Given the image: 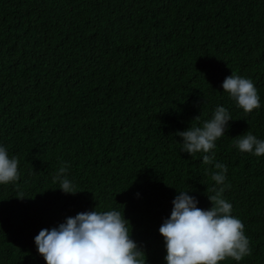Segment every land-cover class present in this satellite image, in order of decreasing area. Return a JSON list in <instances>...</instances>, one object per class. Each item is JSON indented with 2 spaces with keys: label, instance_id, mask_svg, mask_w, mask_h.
<instances>
[{
  "label": "trees",
  "instance_id": "trees-1",
  "mask_svg": "<svg viewBox=\"0 0 264 264\" xmlns=\"http://www.w3.org/2000/svg\"><path fill=\"white\" fill-rule=\"evenodd\" d=\"M231 73L258 90L251 114L223 91ZM218 106L232 117L214 149L223 195L252 249L221 264H264V156L235 146L264 140V0H0V146L20 172L0 185V264H45L40 230L94 209L124 213L146 264H166L178 191L208 209L215 186L176 133ZM65 164L75 195L53 182Z\"/></svg>",
  "mask_w": 264,
  "mask_h": 264
},
{
  "label": "clouds",
  "instance_id": "clouds-1",
  "mask_svg": "<svg viewBox=\"0 0 264 264\" xmlns=\"http://www.w3.org/2000/svg\"><path fill=\"white\" fill-rule=\"evenodd\" d=\"M222 88L245 114L261 107L258 90L250 78L231 73ZM229 121V111L218 106L202 127L189 126L176 133L182 138L183 152L190 156L201 153L202 163L214 166L211 179L215 186L210 190L214 194L207 195L211 204L208 209L198 207L199 201L189 195L192 191H178L170 217L159 228L166 264H221L229 259L239 262L252 255L245 225L232 215L233 206L223 195L230 187L226 184L227 166L216 161L214 151ZM235 146L241 152L264 156V140L251 132L238 136ZM18 165L17 157H9L6 147L0 146V185L19 181ZM67 171L68 165H62L53 182L59 183L63 193L75 195L81 191L67 177ZM17 198L24 199L23 194ZM129 225L120 211L94 209L68 217L57 227L40 230L34 242L45 264H146L145 251L132 239Z\"/></svg>",
  "mask_w": 264,
  "mask_h": 264
}]
</instances>
